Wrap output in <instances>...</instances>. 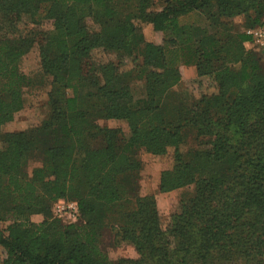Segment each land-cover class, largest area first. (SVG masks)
I'll return each mask as SVG.
<instances>
[{"label":"trees","instance_id":"1","mask_svg":"<svg viewBox=\"0 0 264 264\" xmlns=\"http://www.w3.org/2000/svg\"><path fill=\"white\" fill-rule=\"evenodd\" d=\"M153 2L0 0V264H171L175 257L210 264L214 255L264 264V64L244 47L252 37L223 21L245 15L248 26H261L264 0H166L148 11ZM193 12L206 15L208 27L180 24ZM27 21L37 26L33 42L53 89L37 129L3 134L30 85L19 69L25 41L13 38ZM146 24L164 37L145 39L140 62L136 32ZM166 36L185 46L216 93L190 106L166 98L181 80ZM99 51L117 60L100 63ZM134 72L146 83L138 102ZM100 120L123 121L129 134ZM187 129L198 140L193 148ZM141 149L170 157L161 192L192 189L179 213L162 216L155 194L142 193ZM38 153L42 164L28 174ZM60 199L77 203V222L53 217ZM36 214L42 222L32 221ZM109 228L139 257L113 261L101 247Z\"/></svg>","mask_w":264,"mask_h":264},{"label":"rangeland","instance_id":"2","mask_svg":"<svg viewBox=\"0 0 264 264\" xmlns=\"http://www.w3.org/2000/svg\"><path fill=\"white\" fill-rule=\"evenodd\" d=\"M165 2L166 0H154L148 8V11L162 10L165 7ZM223 21L224 23L230 24L234 33H246L251 36L248 32L254 29L253 27L248 26L245 15H237L231 19H223ZM262 22L264 23V17L261 20V23ZM180 24L183 26L191 25L208 27L207 17L201 12H193L191 14L181 16ZM15 30L17 34L13 38L18 39L19 44H21V41H25L27 52L19 61V69L30 79V85L25 88L24 108L15 115L12 122L7 123L3 127V134L37 129L47 115L48 97L49 93L53 89L52 79L43 73L39 47L33 42L37 26L27 21L26 23L16 27ZM163 37V34L155 31L151 24L143 25L142 30L136 32L138 44L136 54L140 62L143 61L145 39L150 42L161 44L163 42ZM165 39L168 45V51H171H169L170 54L168 53L169 59L173 62V65L179 69L181 75L180 82L173 86L168 93H166V98L175 104L190 106L195 100L199 99L201 95L216 93V83L209 77L199 76L196 64L191 62L190 57L186 54L185 46L178 44L172 45L170 42L171 36H166ZM244 47L247 51L253 53L257 59H259L260 63L264 64L263 47L255 45L252 39L250 42H245ZM96 60L100 63H107L116 61L117 59L116 54L113 52L99 51L96 54ZM130 85L135 102H138L146 97L145 80L143 78H139L137 72L133 73ZM68 93H71V91L69 90ZM98 123L101 126H107L110 128L121 127L127 135L129 134V128L123 121L100 120ZM185 137L187 148H193L198 145V140L193 130L187 129ZM135 158L141 163V168L137 175V181L142 187V193L155 194L157 209L162 216H171L179 213L181 211L183 201L192 196V189L181 188L167 193L160 191L161 172L170 165V157L153 155L146 150L141 149L135 153ZM42 159L43 156L40 153L33 155L26 167L27 173L31 174L34 168L41 166ZM59 202L76 203L75 201H67L65 199L56 201L52 206L53 217L60 219L65 224L77 222L79 220V214L74 218L70 217V215H66L61 218L56 216L54 211L56 207L55 205ZM40 216L43 221V216ZM6 226L7 223L2 224V227ZM115 234L116 230L112 231L111 228H109L103 234L101 239V247L105 250L109 257L113 261H117L119 259L138 258L139 256L135 247L129 242L122 241L120 237L115 238ZM248 259L244 256H234L233 260L226 262L222 260L219 255H214L210 264H255L253 262H248ZM171 264H179V260L175 257ZM184 264H191V261Z\"/></svg>","mask_w":264,"mask_h":264},{"label":"built area","instance_id":"3","mask_svg":"<svg viewBox=\"0 0 264 264\" xmlns=\"http://www.w3.org/2000/svg\"><path fill=\"white\" fill-rule=\"evenodd\" d=\"M248 34L252 36V41L255 45L264 48V23L249 31ZM55 206V214L60 218L66 215H70V217L74 218L79 214L78 205L76 203L59 202Z\"/></svg>","mask_w":264,"mask_h":264},{"label":"crops","instance_id":"4","mask_svg":"<svg viewBox=\"0 0 264 264\" xmlns=\"http://www.w3.org/2000/svg\"><path fill=\"white\" fill-rule=\"evenodd\" d=\"M32 220H33L34 222H37V223L42 222V220H41V216H40V215H35V216H33V217H32Z\"/></svg>","mask_w":264,"mask_h":264}]
</instances>
